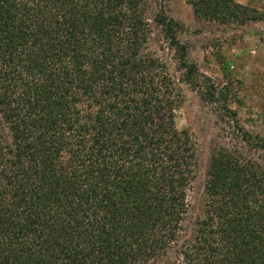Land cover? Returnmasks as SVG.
Listing matches in <instances>:
<instances>
[{
	"label": "trees",
	"instance_id": "trees-1",
	"mask_svg": "<svg viewBox=\"0 0 264 264\" xmlns=\"http://www.w3.org/2000/svg\"><path fill=\"white\" fill-rule=\"evenodd\" d=\"M188 2L211 21L260 17ZM145 3L0 0V264H264V172L239 127L241 145L210 155L201 217L183 223L194 147L171 79L141 52ZM154 21L194 83L175 24Z\"/></svg>",
	"mask_w": 264,
	"mask_h": 264
},
{
	"label": "rangeland",
	"instance_id": "rangeland-1",
	"mask_svg": "<svg viewBox=\"0 0 264 264\" xmlns=\"http://www.w3.org/2000/svg\"><path fill=\"white\" fill-rule=\"evenodd\" d=\"M234 1L260 17L241 23L211 21L196 17L188 0H145L143 7L147 32L141 52L155 58L171 79L178 99L175 126L187 131L194 147L183 222L187 231L202 215L210 155L242 144L236 127L251 136L252 146L244 145L242 151L264 172V0ZM158 14L175 24L174 38L185 46V61L196 68L194 83L185 79L173 45L155 23Z\"/></svg>",
	"mask_w": 264,
	"mask_h": 264
}]
</instances>
